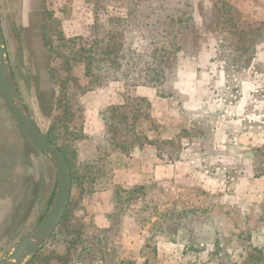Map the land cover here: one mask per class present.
<instances>
[{"label":"rangeland","instance_id":"rangeland-1","mask_svg":"<svg viewBox=\"0 0 264 264\" xmlns=\"http://www.w3.org/2000/svg\"><path fill=\"white\" fill-rule=\"evenodd\" d=\"M0 2L24 99L74 175L31 264H264V0ZM163 43L164 79L147 82ZM157 140L156 162L197 154L205 180L137 182L129 168ZM56 184L0 93V256ZM227 194L221 221L192 207Z\"/></svg>","mask_w":264,"mask_h":264},{"label":"water","instance_id":"water-1","mask_svg":"<svg viewBox=\"0 0 264 264\" xmlns=\"http://www.w3.org/2000/svg\"><path fill=\"white\" fill-rule=\"evenodd\" d=\"M12 24L17 35V29ZM20 68L22 62L18 60ZM27 80L28 77L26 76ZM0 93L5 107L26 138L55 165L57 184L54 197L43 217L14 245L0 256V264H30L34 257L50 242L59 228L69 206L73 179L70 163L63 152L38 126L30 111L14 74V62L7 39L6 26L0 15Z\"/></svg>","mask_w":264,"mask_h":264},{"label":"crops","instance_id":"crops-1","mask_svg":"<svg viewBox=\"0 0 264 264\" xmlns=\"http://www.w3.org/2000/svg\"><path fill=\"white\" fill-rule=\"evenodd\" d=\"M158 140L151 143H147V147H144L143 153L140 155V159L138 162V170H133L129 168V171L131 173V176L136 179L137 182H140L142 184L151 183H162L166 186H168L169 189L172 190V193L176 192V188L178 185L184 183L182 182V179H184L185 183L189 185H198V180L200 177L195 176V171L188 168V166L191 165V163L195 164V161L193 159H197V154H193V158H187V157H180L177 158L174 156L172 159L170 156H167L166 162H156V160H160V155L158 154ZM141 150V149H140ZM145 150H151L152 154H145ZM203 153V151H201ZM166 155V154H164ZM190 159V160H189ZM141 167V168H139ZM185 167V168H184ZM132 178V179H133ZM205 179L202 175V179L199 180L200 182H203ZM208 180H211L208 178ZM217 184V182H216ZM211 186V183H208V187ZM233 194H227L226 196H222L219 199H212L213 201L209 202H198L199 204L193 205L192 207H202V208H208L211 209L214 208L216 211H203L206 212L205 215L207 216H214L217 219H222V215L226 219L228 217L226 215V208L232 204L231 200ZM231 197V198H230ZM194 203V202H192ZM202 203V204H201ZM228 205V206H227ZM219 212V213H218ZM221 212V213H220ZM224 213V214H222ZM217 214V215H216ZM222 214V215H221ZM223 221V220H222ZM216 236V235H215ZM217 237V236H216Z\"/></svg>","mask_w":264,"mask_h":264},{"label":"trees","instance_id":"trees-1","mask_svg":"<svg viewBox=\"0 0 264 264\" xmlns=\"http://www.w3.org/2000/svg\"><path fill=\"white\" fill-rule=\"evenodd\" d=\"M169 44L166 45V43H163L161 46H159L157 49H155L154 53H153V56L154 58L156 59V62H155V66L153 69H151L152 67H150L149 69V72L150 74H152V77L150 79H147L146 78V81L147 82H160L163 78V74L165 72V65H164V56L166 55V52L168 50V46ZM159 59V60H158ZM149 72L147 73V75L149 74ZM146 84V82H145ZM144 84V85H145ZM49 138V137H48ZM50 139V138H49ZM52 141V139H50ZM53 142V141H52ZM69 161V160H68ZM72 173V179H74V175H73V172L71 171ZM53 196L54 194L52 193L51 195V198L49 199L48 201V205H50L52 199H53ZM66 215V214H65ZM43 217V216H42ZM41 217V218H42ZM65 218V216H64ZM63 218V219H64ZM63 221V220H62ZM62 223V222H61ZM34 260V259H33ZM32 260V262H33ZM31 264V263H30Z\"/></svg>","mask_w":264,"mask_h":264},{"label":"flooded vegetation","instance_id":"flooded-vegetation-1","mask_svg":"<svg viewBox=\"0 0 264 264\" xmlns=\"http://www.w3.org/2000/svg\"><path fill=\"white\" fill-rule=\"evenodd\" d=\"M0 15H1V20H2L3 22H7V21H8V17H7V15L5 14V11L3 10V7H2V5H1V2H0ZM14 74H15V72H14Z\"/></svg>","mask_w":264,"mask_h":264}]
</instances>
